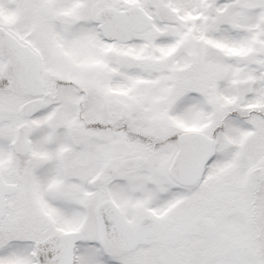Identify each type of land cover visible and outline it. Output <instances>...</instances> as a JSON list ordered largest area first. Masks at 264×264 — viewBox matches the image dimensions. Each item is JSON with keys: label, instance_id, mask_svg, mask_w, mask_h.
Listing matches in <instances>:
<instances>
[{"label": "snow or ice", "instance_id": "1", "mask_svg": "<svg viewBox=\"0 0 264 264\" xmlns=\"http://www.w3.org/2000/svg\"><path fill=\"white\" fill-rule=\"evenodd\" d=\"M0 264H264V0H0Z\"/></svg>", "mask_w": 264, "mask_h": 264}]
</instances>
